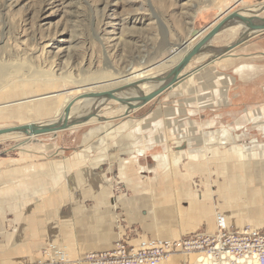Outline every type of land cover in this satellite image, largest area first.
I'll use <instances>...</instances> for the list:
<instances>
[{"label":"crops","instance_id":"0c3cea01","mask_svg":"<svg viewBox=\"0 0 264 264\" xmlns=\"http://www.w3.org/2000/svg\"><path fill=\"white\" fill-rule=\"evenodd\" d=\"M154 100L142 117L93 128L70 155L0 161V239L7 215L19 226L0 261L214 232L217 212L231 230L264 231V33Z\"/></svg>","mask_w":264,"mask_h":264},{"label":"rangeland","instance_id":"374dc122","mask_svg":"<svg viewBox=\"0 0 264 264\" xmlns=\"http://www.w3.org/2000/svg\"><path fill=\"white\" fill-rule=\"evenodd\" d=\"M239 1L0 0V64L6 68L0 80V128L56 119L65 107L64 99L83 92L77 88L102 80L96 79L98 74H108L109 80L139 74L147 64L165 59L175 45L218 20L231 7L258 10L264 3L243 0L237 4ZM242 29L224 31L227 36L218 39L219 34L213 45L224 47L238 41ZM210 56L204 54L189 68L203 64ZM170 67L164 64L144 74L165 73ZM140 77L135 75L132 79ZM66 90L69 91L64 93ZM57 93L60 94L54 95ZM48 95L51 96L31 100ZM20 100L31 101L18 103ZM157 105L153 99L129 115L118 117L125 106L109 101L99 113L103 120L93 118L86 124L35 138L0 136V161L19 158L25 151L35 153L37 158L54 157L58 150L70 155L82 148L85 136L93 128L113 120L114 124L132 116L142 117ZM12 218L7 215L1 226V242L19 227ZM191 261L193 257L187 260ZM23 263L26 262L0 261Z\"/></svg>","mask_w":264,"mask_h":264},{"label":"water","instance_id":"95a60500","mask_svg":"<svg viewBox=\"0 0 264 264\" xmlns=\"http://www.w3.org/2000/svg\"><path fill=\"white\" fill-rule=\"evenodd\" d=\"M241 1L243 0H240L237 4ZM232 9L233 7H231L223 16H220L215 22L202 29L194 31L187 39L182 41L180 44L175 45L176 51L171 50V53L165 59L157 61V63L154 64H152V62L148 64L144 70H142L144 71L143 73H145L149 70L156 69L158 66L163 64L171 65L165 73L160 72L159 74L153 75L144 74L140 78L133 81L107 89L93 90V88L96 87L95 85H104L103 83L83 88L79 87L77 90L81 89L83 92L79 93L65 104V107L57 120L53 119L45 122H30L26 124L3 127L0 128V136L17 134L27 138H32L44 134H55L74 126L83 125L88 123L93 118L103 120L97 111L90 112L75 119L72 118L73 108L76 104L78 102L91 99L103 102V105L109 101L119 102L121 105L125 106V111L118 117L129 115L132 111L149 103L183 79L197 72L202 67L215 63L225 56H229L236 48L247 43L257 34L264 33V15H262L264 3L262 8L258 10H253L247 7L239 8L237 10ZM232 27L243 28L238 41L224 47H217L213 45L214 40L219 34ZM208 53L211 56L206 62L193 69L189 68L194 60ZM177 55H179V57L175 62L169 61L172 57ZM131 67L132 66H130L127 71H129ZM137 75H140V73ZM117 80L118 79L109 80L107 81V84L114 83ZM120 80L122 81L123 79ZM67 81L72 82L73 80L69 79ZM149 85H153L154 88L152 90L145 91L143 89L144 86ZM130 90H135L139 93L134 96H121L122 93ZM68 91L69 90H66L64 93ZM59 94L60 93L54 95ZM49 96L51 95L42 96L38 99Z\"/></svg>","mask_w":264,"mask_h":264},{"label":"built area","instance_id":"2783aa9c","mask_svg":"<svg viewBox=\"0 0 264 264\" xmlns=\"http://www.w3.org/2000/svg\"><path fill=\"white\" fill-rule=\"evenodd\" d=\"M214 232H198L175 240L142 241L129 245L120 240L110 251L80 254L77 251L43 250L30 264H161L178 256L193 257L185 264H264V231L251 226L228 228L226 217L216 213Z\"/></svg>","mask_w":264,"mask_h":264},{"label":"bare ground","instance_id":"6f19581e","mask_svg":"<svg viewBox=\"0 0 264 264\" xmlns=\"http://www.w3.org/2000/svg\"><path fill=\"white\" fill-rule=\"evenodd\" d=\"M192 31H193V30H192ZM191 33H192V32H191ZM175 49H176V48L173 47L172 51H176ZM178 57H179V55L174 56V57H172L169 61H170V62H171V61L173 62L174 59H177ZM154 63H157V61L153 62L152 64H154ZM144 65H145V64H144ZM147 65H148V64H147ZM163 65H164V64H163ZM163 65L158 66V68L161 67V66H163ZM16 67H17V69H20L18 65H17ZM144 69H145V68H144ZM5 70H6V68L3 67L2 64H0V80L3 78V72H4ZM143 72H144V71H140V72H139L141 76L144 75ZM142 73H143V74H142ZM31 74H32V73H31ZM124 74H125V73H124ZM126 74H128V73H126ZM109 75H110V74H109ZM118 75H119V74H118ZM135 75H137V73H133V74H130V75H127V76L124 75L125 77L122 78V79H123L122 81H121L120 79H118V80H117L116 82H114V83L107 84V81H109V79H110V78H106V77L108 76V74H105V73H104V74H98L96 79H102V80H98V81H96V82H93V83H91V84L88 85V86L103 83L104 85H101V84H100V85H95L96 87H94L93 90L113 88V87L119 86V85H121V84L128 83V82H130V81H133L132 77H134ZM121 77H122V76H121ZM113 79H114V78H113ZM115 79H116V78H115ZM83 87H86V86H82V88H83ZM144 88H145V91H149V90H152V89L154 88V86H153V85H149V86H144ZM80 90H81V89H80ZM80 90H79V91H80ZM132 91H134L135 95H138V93H139V92H137V91H135V90H132ZM75 96H76V95H75ZM75 96H67V97L64 99L65 104H66L69 100H71L73 97H75ZM121 96H123V97L132 96V95H131V90L122 93ZM38 98H39V97H38ZM102 105H103V102L96 101V100H93V99L82 101V102H80L79 105H76V106L73 108L72 118L75 119V118H78V117H80V116H82V115H86V114H88V113H90V112H93V111H97L98 113H100V112H101V109H102ZM124 111H125V108H124ZM57 118H59V117H57ZM57 118H56L55 120H57ZM33 138H35V137H33Z\"/></svg>","mask_w":264,"mask_h":264}]
</instances>
